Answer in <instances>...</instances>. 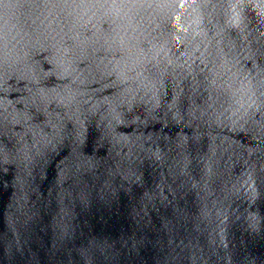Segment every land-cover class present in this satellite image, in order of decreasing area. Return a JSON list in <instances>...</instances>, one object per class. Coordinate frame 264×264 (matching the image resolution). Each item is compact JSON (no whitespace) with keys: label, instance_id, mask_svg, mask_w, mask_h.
Returning <instances> with one entry per match:
<instances>
[{"label":"water","instance_id":"obj_1","mask_svg":"<svg viewBox=\"0 0 264 264\" xmlns=\"http://www.w3.org/2000/svg\"><path fill=\"white\" fill-rule=\"evenodd\" d=\"M0 264H264V0H0Z\"/></svg>","mask_w":264,"mask_h":264}]
</instances>
